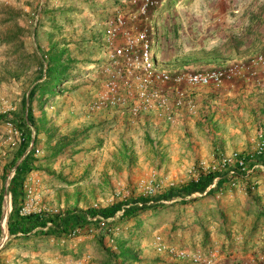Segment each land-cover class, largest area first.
Here are the masks:
<instances>
[{
    "label": "rangeland",
    "instance_id": "obj_1",
    "mask_svg": "<svg viewBox=\"0 0 264 264\" xmlns=\"http://www.w3.org/2000/svg\"><path fill=\"white\" fill-rule=\"evenodd\" d=\"M157 1L147 23L158 66L166 71L247 64L264 51V0ZM118 10L130 18L137 8L129 0H0V264H65L87 255L93 264H183L156 249L157 236L180 249L218 247L233 261L264 255V228L208 233L216 217L199 225L200 208L170 203L173 191L208 172L203 166L253 151L264 133V70L248 82L188 89L198 115L184 110L175 123L154 115L133 121L121 109L94 110L107 80L105 29ZM142 21L130 26L141 30ZM22 151L33 166L23 214L119 210L108 219L89 217L92 223L68 238L10 236L7 189L15 174L12 161ZM153 176L161 187L149 196L144 186ZM240 189L227 180L212 193L190 196H215L206 207L211 211L248 212L246 199L234 197ZM257 190L245 188L244 196ZM251 210L263 213L264 207L255 203ZM125 211L132 216L125 218ZM237 222L224 223L231 228Z\"/></svg>",
    "mask_w": 264,
    "mask_h": 264
},
{
    "label": "built area",
    "instance_id": "obj_2",
    "mask_svg": "<svg viewBox=\"0 0 264 264\" xmlns=\"http://www.w3.org/2000/svg\"><path fill=\"white\" fill-rule=\"evenodd\" d=\"M137 8L130 18L125 12L107 21L105 29V50L107 80L95 98L93 109H121L128 112L133 121L154 115L157 119L175 123L185 110L197 116L199 109L188 89L221 88L226 84L257 79L258 70H264V51L249 63L232 64L223 68L203 71L171 73L158 66L153 29L149 28V10L158 5L157 0H129ZM142 18L144 27L136 30L130 26ZM264 133L258 135L253 151L232 152L222 155L203 170L216 174L215 182L231 178V187H240L239 179L248 178L258 171H264ZM254 183L250 189L256 190ZM161 184L153 178L144 186L149 196H155ZM102 225H105L103 222ZM76 232L72 235L75 236ZM159 252L167 253L183 264H264V255L250 262L233 261L218 247L208 249H180L167 244L161 236L155 241ZM65 264H93L87 255Z\"/></svg>",
    "mask_w": 264,
    "mask_h": 264
},
{
    "label": "trees",
    "instance_id": "obj_3",
    "mask_svg": "<svg viewBox=\"0 0 264 264\" xmlns=\"http://www.w3.org/2000/svg\"><path fill=\"white\" fill-rule=\"evenodd\" d=\"M23 153L24 151L20 152L12 161L15 174L10 181L9 188L7 189L8 194H10L12 198V211L7 221L10 236L26 237L34 233L35 235H51L59 238H68L72 236L77 229L80 230L86 225L92 223L89 222V217L95 218L97 215H100L103 219H108L114 216L119 210V207L113 208V210L108 208L102 210L90 209L86 215L76 211H71L65 214H52L43 210L30 214H23L21 209L26 197L24 189L26 175L33 169L31 160L28 157L23 158ZM215 178L216 174L213 172H202L199 179L196 182H193L190 187L186 186L181 189L179 188L176 192L173 191L174 195L190 196L193 193H203L209 188ZM212 192L213 190H210L209 193ZM3 197L4 196L2 195L0 196V224L2 220L1 206ZM131 214V211H125L124 217L128 219L132 216ZM1 234L2 229L0 226V238Z\"/></svg>",
    "mask_w": 264,
    "mask_h": 264
},
{
    "label": "crops",
    "instance_id": "obj_4",
    "mask_svg": "<svg viewBox=\"0 0 264 264\" xmlns=\"http://www.w3.org/2000/svg\"><path fill=\"white\" fill-rule=\"evenodd\" d=\"M248 85L244 86V88H247ZM243 87V85L241 86ZM261 173L260 176L258 177H254L253 175L251 177H248V178H243V179H239V182H240V186L242 187V190H238L237 192L240 193L238 195L237 193V196H234V197H237L238 199L239 198H244L246 199V202H245V206H250V208L248 209V212H247V209L245 208H240V210H233L232 212L230 213H226L225 210H222V208H219L217 210H208L207 207V204L210 203V201L212 200V198H215V196H172L170 198V203H174V202H181V201H184L186 204L185 205H176L179 209L183 210V209H186V208H192V209H198L200 208V212L199 213V210H197L198 212V217H201L198 221V224H203L204 225V218H208V219H211L212 218V215L214 217H216V220L214 221V223L212 225H207L208 226V230H206L208 233L211 232L212 230L214 229H218V230H227V231H232V232H248L250 229L251 230H262L264 228V212L261 213L262 211L260 212H256L255 210H251L252 209V206L253 204L255 203H259L261 207H264V171H259V173ZM255 175V174H254ZM227 180H232L231 178L229 177H226L225 179L223 180H220L221 182L217 183L215 181H213V184H211L209 186V188L207 189V191L209 190H213V191H216V187H221L223 185V183H226ZM256 183L258 188L257 193L256 192H252L251 195L248 197L247 196H244V195H247V194H244V190L245 188H249V191H251L250 187ZM204 194V193H203ZM206 194V192H205ZM263 196L262 198H259ZM216 198H220V196H216ZM229 198H232V196H229ZM169 200V198H168ZM242 205V206H244ZM210 207V206H209ZM245 209V210H244ZM213 213V214H212ZM229 217V218H228ZM238 217V222L236 224L233 225V227L229 228V226H225V220L227 221H231V218L232 219H235ZM199 224V225H200ZM178 225V224H176ZM196 227L197 224L195 225ZM258 228V229H257ZM186 236L184 238H182V240L185 239L186 241ZM195 239V238H193ZM238 240V239H237ZM184 241V243H186ZM195 241V240H194ZM238 244V243H237ZM238 249H235V253H237ZM240 255H242L243 253H241L239 251ZM235 257H238L239 256L237 254H234ZM249 256V255H248ZM247 256V257H248ZM233 258V257H232ZM240 260V259H239Z\"/></svg>",
    "mask_w": 264,
    "mask_h": 264
}]
</instances>
